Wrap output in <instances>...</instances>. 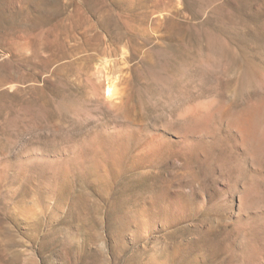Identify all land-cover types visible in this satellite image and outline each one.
<instances>
[{
	"label": "rangeland",
	"instance_id": "374dc122",
	"mask_svg": "<svg viewBox=\"0 0 264 264\" xmlns=\"http://www.w3.org/2000/svg\"><path fill=\"white\" fill-rule=\"evenodd\" d=\"M0 264H264V0H0Z\"/></svg>",
	"mask_w": 264,
	"mask_h": 264
},
{
	"label": "bare ground",
	"instance_id": "6f19581e",
	"mask_svg": "<svg viewBox=\"0 0 264 264\" xmlns=\"http://www.w3.org/2000/svg\"><path fill=\"white\" fill-rule=\"evenodd\" d=\"M113 89H114V88H113ZM106 92H107V95H108V96H111V95H112V92H113V91H112V86H111V85H108V86H107V88H106ZM236 122H237V120H236ZM239 122H241V121H239ZM242 123H243V122H242ZM242 123H241L240 125H242ZM238 124H239V123H238ZM240 125H239V126H240ZM245 125H246V124H245ZM237 126H238V125H237ZM239 126H238V127H239ZM247 130H248V129H247L246 126H240V127L238 128V131L241 132V133H246ZM247 133H249V131H248ZM150 146H151V145H150ZM152 146H154V145L152 144ZM152 146L150 147V148H151L150 151L152 150L151 152H153V150H154V151L156 150V148H155L156 145H155V147H152ZM159 147H160V146H159ZM161 148H162V147H161ZM115 149H116V148H115ZM115 149H114V150H115ZM157 150H158V149H157ZM110 151H111V150H110ZM112 151H113V150H112ZM161 151H162V150H161ZM106 152H107V151H106ZM106 152H103V154H104V153H105V155L108 154V153H106ZM108 152H109V151H108ZM113 152H114V151H113ZM113 152H111V154H112ZM122 152H123V151H122L120 148H118V149L115 150V152H114L112 155H113V157L115 156L116 158H118V157H121V155L123 154ZM155 152H158V151H155ZM101 154H102V153H101ZM109 154H110V152H109ZM109 154H108V155H109ZM111 154H110V155H111ZM108 155H106V156H108Z\"/></svg>",
	"mask_w": 264,
	"mask_h": 264
}]
</instances>
